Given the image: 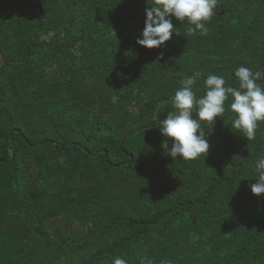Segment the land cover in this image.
I'll return each instance as SVG.
<instances>
[{"label": "trees", "instance_id": "16d2710c", "mask_svg": "<svg viewBox=\"0 0 264 264\" xmlns=\"http://www.w3.org/2000/svg\"><path fill=\"white\" fill-rule=\"evenodd\" d=\"M151 2L0 0V264H264V122L247 141L226 101L192 161L159 130L194 71L199 98L208 74L264 69V0L147 49Z\"/></svg>", "mask_w": 264, "mask_h": 264}, {"label": "clouds", "instance_id": "9594fccd", "mask_svg": "<svg viewBox=\"0 0 264 264\" xmlns=\"http://www.w3.org/2000/svg\"><path fill=\"white\" fill-rule=\"evenodd\" d=\"M217 8L218 0H152L145 8L144 27L135 43L147 49L161 47L176 33L173 19L188 25V36L205 37ZM202 76L196 70L183 81L171 97L172 110L160 121L162 136L170 140L167 156L172 160L192 161L206 156L210 145L204 129H212L215 119L225 114L226 101H230L228 107L234 116L231 130L247 141L256 139L264 122V69L253 72L240 66L234 71L237 87L229 85L224 76L208 74L203 79L204 94L197 98L194 88ZM253 173L256 179L250 191L259 197L264 194V158L255 161ZM111 264H127V260L117 257Z\"/></svg>", "mask_w": 264, "mask_h": 264}]
</instances>
